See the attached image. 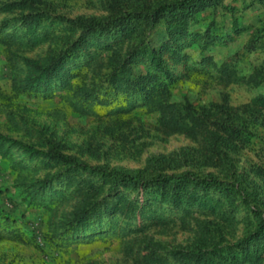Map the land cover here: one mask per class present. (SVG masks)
<instances>
[{"label": "rangeland", "instance_id": "rangeland-1", "mask_svg": "<svg viewBox=\"0 0 264 264\" xmlns=\"http://www.w3.org/2000/svg\"><path fill=\"white\" fill-rule=\"evenodd\" d=\"M16 1L23 0H0V4ZM26 1L32 9L66 19H106L112 13V0ZM20 14V10L1 14L0 20ZM189 31L192 37L182 41L180 58H172L171 53L162 56V78L166 79V73L174 79L170 102L207 118L215 116L218 106L235 110L249 120V104L258 96L264 97V3L224 0L221 6L198 13ZM144 36L151 46L158 48L166 37L164 22L147 27ZM55 42L25 50L0 47L1 135L40 150L45 149L43 145L55 143L64 154L77 156L91 165L138 171L145 170L149 160L162 157L164 172L169 174H213L230 182L241 176L252 194V204L264 209V111L253 115L249 142L243 148L229 149L209 134L194 140L181 134L165 136L158 129L161 114L153 106L118 116L96 106L93 114L81 116L69 107L65 92H57L50 99L16 94L12 80L25 77L21 58L41 60L59 45ZM137 44V40L125 43L120 53H129ZM101 55L104 65L82 68L78 84L107 86L105 79L111 71L107 60L113 54L104 51ZM205 58L211 59V65H204L209 75L194 70L201 68ZM223 63L236 72L235 83L225 85L219 80L218 69ZM133 71L154 72L148 61L133 65ZM55 171L16 149L9 156L0 150V264H135L156 244L159 253L167 254L205 238L209 239L210 249L227 257L254 230L253 217L239 197L219 199L217 193L209 192L211 199L218 200L214 211L194 207L188 215L170 214L160 204H154L152 209L168 219L166 225L150 223L145 220L147 214L141 218L139 211L132 220L119 214L115 216L114 231L88 241L66 242L61 239L63 227L76 197L66 192L64 197L42 200L32 188L36 181ZM121 195L129 201L143 200L137 193L122 191ZM104 196L106 188L101 197ZM114 202L110 198V204ZM9 231L18 236H9ZM261 249L264 260V246Z\"/></svg>", "mask_w": 264, "mask_h": 264}, {"label": "trees", "instance_id": "trees-1", "mask_svg": "<svg viewBox=\"0 0 264 264\" xmlns=\"http://www.w3.org/2000/svg\"><path fill=\"white\" fill-rule=\"evenodd\" d=\"M223 1L112 0V13L106 19L53 17L32 9L26 0L1 3L0 15L15 10H20L21 14L0 20V47L25 50L59 41L55 42L59 45L41 60L21 58L25 65V77L18 81L13 79L12 89L16 94L45 99H50L57 92H65L69 107L81 116L93 114L96 106L106 109L112 116L153 106L161 114L158 129L165 136L181 134L194 140L209 134L229 149L243 148L252 135L249 124L255 122L253 115L264 111L263 96H258L249 104L252 111L249 120L235 110L218 106L215 107V116L207 118L192 109L171 103L174 79L166 73V79H163L160 74L165 70L164 54L171 53L172 58H180V51L184 47L182 41L192 37L189 29L196 15L221 6ZM259 1L264 3V0ZM160 21L164 22L166 37L155 48L146 41L144 32L147 27ZM55 30L59 31L57 35ZM131 40H137V46L129 53L121 54V47ZM104 51L113 54L107 60L111 66L105 79L107 86L78 84L82 68L93 64L104 65L101 55ZM144 61L149 62L154 72L135 73L133 65ZM201 63V68L194 70L209 75L204 65H211V59L205 58ZM218 73L219 80L225 85L237 81L236 72L228 63L221 64ZM43 147L45 149L40 150L0 134L3 155L9 156L10 151L16 149L29 159H38L47 168L56 169L53 175L32 185L34 195L44 200L47 197H64L69 192L71 197H76L77 202L63 227L61 239L66 242L88 241L114 231L115 216L119 214L132 220L139 211L141 218L147 214L145 220L150 223L166 225L168 219L164 213L152 209L154 204H160L170 214L188 215L194 207L199 211H214L218 200L208 196L209 192H214L219 199L233 200L239 197L253 217V232L235 245L234 253L227 257L217 255L208 246L209 239L205 238L167 254L159 253L156 250L159 245L156 244L135 264H264L261 249L264 246V209L252 204V194L241 176L230 182L220 180L213 174L200 176L188 171L169 174L164 172L165 161L162 157L149 160L145 170L135 171L117 166L110 168L91 165L77 156L66 155L55 143ZM174 162L172 160L171 163ZM53 182L60 189L53 187ZM105 188L106 197H101ZM122 191L137 193L143 200L129 201L121 195ZM110 198L115 199L113 205ZM105 220H109L106 225ZM8 234L14 238L18 236L13 231Z\"/></svg>", "mask_w": 264, "mask_h": 264}]
</instances>
